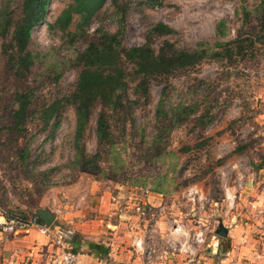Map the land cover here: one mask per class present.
<instances>
[{"label": "rangeland", "instance_id": "374dc122", "mask_svg": "<svg viewBox=\"0 0 264 264\" xmlns=\"http://www.w3.org/2000/svg\"><path fill=\"white\" fill-rule=\"evenodd\" d=\"M68 1L51 0L44 20L32 31L33 48L47 51V56L61 62L63 69L57 82L45 79L47 83H40L38 92L42 99L63 96L77 79L78 69L73 67L74 56L85 44L81 40L69 43L59 29L52 27L55 17ZM259 2L247 0L249 8L254 11ZM261 12L259 9L247 24L242 25L238 0H163L161 5L143 6L129 11L124 43L127 46L143 44L150 26L155 22H163L173 28L176 34L156 38L153 41L155 48L162 39H169L184 49L193 48L200 41L212 44L234 38L237 30L254 34L262 19L259 17ZM221 19L227 22V36L224 39L215 35L216 23ZM99 24L110 31L116 29L110 10L102 9L90 21L86 28L87 39L94 37ZM235 63H230L224 69L227 71L224 75L221 74L222 65L212 61L192 71L178 73L171 79L173 88L168 96L169 102H195L200 106L195 116L209 108L213 120L202 126L192 118L174 128L168 136L167 150L159 157V161H151L141 150L148 147L143 137L149 140L153 136L154 113L162 85L152 81L149 97L145 100L133 92V83H130L131 118L135 126L128 125L126 152L119 154L123 160L115 158L121 166L125 162L129 175L164 176L165 179L161 178L158 183L165 190V194H162L163 204L168 210L165 212L170 213V204H174V207L183 211L179 215V222L185 223L191 230L203 223L206 242L222 240L223 249L228 245V236L221 238L214 234V227L219 221L226 227L236 221L244 226L246 223L254 224L259 214L252 204H244L254 196L246 191L237 194L236 207L226 212L221 172H224V181L231 185L236 171L244 173L245 181L248 169H258L264 160V135L261 134L264 127L260 125L262 119L259 116L264 113V44L256 43L246 60ZM3 66L0 58V208L22 210L27 217L38 207H46L59 214L58 209L65 206L66 202H73L83 190H94V185L98 190L107 189L113 193L122 191L127 185L123 183L121 171L114 170V175L110 173L113 161L107 159L106 155L99 161L98 171H81L79 166L72 164L75 116L71 106L61 111L60 122L54 132H51L50 127L41 129L36 121L30 122L22 135H13L5 130L4 106L14 89V83L4 74ZM42 68V64L37 66L39 71ZM98 109L99 105L93 110L85 130L84 144L88 154L98 150L95 137ZM16 144L29 148L32 169L29 175L11 160ZM232 165H236L235 168ZM193 183L208 191L210 198L218 202V214L214 211L215 207L209 206L205 208L204 217L192 218L193 212L189 211L190 206L183 198V191ZM202 253L203 247L192 264H201L198 257ZM16 258L11 264L25 263L21 258L18 261Z\"/></svg>", "mask_w": 264, "mask_h": 264}, {"label": "trees", "instance_id": "16d2710c", "mask_svg": "<svg viewBox=\"0 0 264 264\" xmlns=\"http://www.w3.org/2000/svg\"><path fill=\"white\" fill-rule=\"evenodd\" d=\"M162 1L69 0L60 9L52 27L59 29L69 43L81 40L85 44L74 56L73 67L78 69L77 79L63 96L42 99L38 92L40 83H47L45 79L57 82L63 73L61 62L51 60L47 51L32 46V31L44 20L51 0H0V58L4 74L14 83V89L4 106L5 130L13 135H22L29 123L36 121L41 129L50 127L51 132H54L60 122L61 111L71 106L75 116L72 164L79 166L81 171H98V163L106 155L107 159L113 161L110 173L114 175V170L121 171L123 183L128 187H147L151 192L165 194L161 183H158L161 178L165 179L164 176L129 175L125 162L121 166L115 160L116 157L123 160L119 154L126 152L128 125L135 126L131 118L130 83H133V92L145 100L149 97L152 81L162 85L154 113L153 136L149 140L143 137L148 147L141 150L151 161H159V157L167 150L168 136L174 128L192 118L202 126L213 120L209 108L195 116L200 107L195 102H169L168 96L173 88L171 79L178 73L192 71L212 61L222 65L221 74L224 75L227 72L224 69L230 63L246 60L256 43L264 44V0H260L255 11L249 8L247 0H238L242 25L247 24L255 12L262 10L259 15L262 19L254 34L237 30L232 39L212 44L200 41L189 49L178 47L169 39H162L155 48L153 41L156 38L176 34L169 25L155 22L147 31L143 44L127 46L124 38L129 11L143 6L161 5ZM102 9L110 10L116 29L110 31L99 24L94 37L87 39L86 28ZM215 35L222 39L227 36L226 20L221 19L216 23ZM40 64L43 70L39 71L37 66ZM97 105L95 137L98 150L88 154L84 135ZM30 158L27 145L19 147L16 144L11 160L18 163L26 175L32 171ZM0 210L7 216L27 217L22 210ZM38 220L42 222L39 217ZM91 247L95 250L101 248L99 244H92Z\"/></svg>", "mask_w": 264, "mask_h": 264}, {"label": "crops", "instance_id": "0c3cea01", "mask_svg": "<svg viewBox=\"0 0 264 264\" xmlns=\"http://www.w3.org/2000/svg\"><path fill=\"white\" fill-rule=\"evenodd\" d=\"M259 116L262 119L260 125L264 127V113ZM261 134L264 135V130ZM236 173L244 177L243 172L236 171ZM247 176L245 187L239 192L253 193V198L244 204H252L258 210L262 205L264 206V194L259 189L264 179V160L258 169L250 167ZM235 185L234 178L228 186L235 190ZM94 186V190L81 191L73 202L68 201L65 206L59 208L60 213L55 214L51 228L60 231L65 240L71 244L77 254V264H109L110 262L145 264L143 256L131 247L134 233L128 229L129 225L137 224L134 221L136 217L133 216L132 208L136 197L133 194L135 188L126 186L122 191L117 190L113 193L107 189L98 190ZM138 198L142 200L143 208L148 211V217L163 205L164 212L156 219L158 232L163 233L168 230L169 220L180 221L179 215L183 211L171 203L172 209L170 213H166L165 211L168 210L163 204L161 194L151 192ZM214 211L219 213L217 206ZM226 228L228 229L227 247L223 249L220 242L222 240L219 239V242L217 240L207 242L203 247L204 253L199 254L198 257L201 264H229L232 261L237 264H264V213L257 215L254 224L246 223L243 226L236 221ZM214 234L212 239L215 238L216 234ZM92 244H99L101 248L95 250L91 247ZM59 255L60 250L51 237L41 234L37 229H30L28 232L0 233V264L13 263L15 256L17 261L19 258L22 262L25 261L24 264H61ZM182 259L179 254L168 253L160 261L161 264H181Z\"/></svg>", "mask_w": 264, "mask_h": 264}, {"label": "built area", "instance_id": "2783aa9c", "mask_svg": "<svg viewBox=\"0 0 264 264\" xmlns=\"http://www.w3.org/2000/svg\"><path fill=\"white\" fill-rule=\"evenodd\" d=\"M236 165H232L235 168ZM221 182L224 193L226 212H231L236 205L237 194L245 187V181L240 173L235 176V190H232L227 181H224V172H221ZM133 194V216L137 224L129 225L128 229L133 232L132 249L143 256L145 264H161L160 259L166 257L168 253L179 254L183 257L181 264H192L201 247L207 245L206 228L203 223L195 225L194 229H189L185 223L176 219L169 221V227L166 232L156 230V219L158 215L164 212V207L159 206L157 212L149 213L143 207L144 204L138 196L150 194L149 188L134 187ZM260 191L264 194V179L259 185ZM138 198V199H137ZM183 198L188 206L189 211L193 212V217H204L205 208L209 206L216 207L217 202L210 198L209 192L205 191L196 183L188 185L183 191ZM264 213L262 205L257 210V214ZM132 220V218H129ZM135 224V223H132ZM52 226L46 227L43 222L38 220V216L32 214L28 217L7 216L0 210V233H18L28 232L30 229H37L41 234L51 237L55 245L60 250L59 261L61 264H77V254L73 251L71 244L65 240L60 231L54 230ZM217 245V244H214ZM229 264H237L233 261Z\"/></svg>", "mask_w": 264, "mask_h": 264}, {"label": "water", "instance_id": "95a60500", "mask_svg": "<svg viewBox=\"0 0 264 264\" xmlns=\"http://www.w3.org/2000/svg\"><path fill=\"white\" fill-rule=\"evenodd\" d=\"M33 214L38 216L46 227H49L55 220V213L51 212L46 207L36 208ZM215 234L221 238L226 237L228 234V229L226 228V226L222 224L221 221H219L218 223V226L215 230Z\"/></svg>", "mask_w": 264, "mask_h": 264}]
</instances>
